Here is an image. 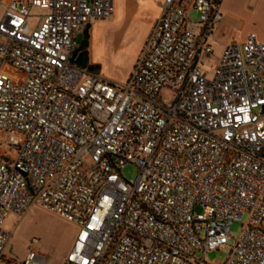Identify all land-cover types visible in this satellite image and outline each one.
<instances>
[{
  "label": "built area",
  "instance_id": "built-area-1",
  "mask_svg": "<svg viewBox=\"0 0 264 264\" xmlns=\"http://www.w3.org/2000/svg\"><path fill=\"white\" fill-rule=\"evenodd\" d=\"M222 2L165 0L117 83L72 62L115 0H0V131L17 151L0 157V264H48L6 257V219L34 206L77 225L63 264H205L222 246L224 264H264V43L228 44L207 77Z\"/></svg>",
  "mask_w": 264,
  "mask_h": 264
},
{
  "label": "rangeland",
  "instance_id": "rangeland-1",
  "mask_svg": "<svg viewBox=\"0 0 264 264\" xmlns=\"http://www.w3.org/2000/svg\"><path fill=\"white\" fill-rule=\"evenodd\" d=\"M118 1L121 4L118 14L96 25V35L89 39L88 53L90 64L98 68L99 74L122 82L132 71L136 57L144 45L154 8L152 0ZM2 14L3 9H0V17ZM192 19L195 21L197 16L193 15ZM30 21L34 27L36 19L32 18ZM216 39L219 41L218 38ZM222 53L223 50L215 45L214 54L203 58L202 70L207 77L214 76ZM4 73L13 75L16 70L7 66ZM0 157L10 160L17 158V151L11 150L6 145V135L2 131H0ZM122 175L126 181L133 182L139 175V167L129 164L123 169ZM196 212L200 213L201 208L197 207ZM247 221L246 214L243 223ZM4 227L12 235L6 252L8 259L22 261L31 250H37L48 258V264L64 263L78 233L76 224L39 206L32 207L23 216L11 214ZM241 231L240 223L233 224L232 237L238 238ZM34 240L37 241L36 245L32 243ZM229 254V246H222L219 250L209 252L204 257V262L205 264H224ZM200 258L203 256L201 255Z\"/></svg>",
  "mask_w": 264,
  "mask_h": 264
},
{
  "label": "crops",
  "instance_id": "crops-1",
  "mask_svg": "<svg viewBox=\"0 0 264 264\" xmlns=\"http://www.w3.org/2000/svg\"><path fill=\"white\" fill-rule=\"evenodd\" d=\"M164 2L165 0H152L154 14L150 20L149 29L144 45L162 14ZM115 7L116 16L118 14L119 7H121V4L118 0H115ZM221 11L224 15V19L215 28V37L218 38L219 41H216L214 46L217 45L221 50H224V48L230 43L244 42L247 36L251 33H255L258 36L259 40L264 43V0H223V2L221 3ZM98 23L99 22L92 24L89 29V35L91 39L94 35H96L95 27ZM232 23L234 25H232ZM144 45L141 47L140 52L142 51ZM138 57L139 55L136 57L135 63ZM135 63L133 64V67ZM130 74L128 75V77L130 76ZM128 77L125 79V81L128 79ZM106 78L117 83L125 82L116 81L108 77Z\"/></svg>",
  "mask_w": 264,
  "mask_h": 264
},
{
  "label": "water",
  "instance_id": "water-1",
  "mask_svg": "<svg viewBox=\"0 0 264 264\" xmlns=\"http://www.w3.org/2000/svg\"><path fill=\"white\" fill-rule=\"evenodd\" d=\"M91 25H88L85 32L82 41L80 42L79 48L76 50L72 62L77 64L78 66L87 69L90 72L98 73L99 70L97 67L94 66H88L87 62H89V53H88V47H89V29ZM79 56L77 59L76 57ZM84 57V61H81V58Z\"/></svg>",
  "mask_w": 264,
  "mask_h": 264
},
{
  "label": "flooded vegetation",
  "instance_id": "flooded-vegetation-1",
  "mask_svg": "<svg viewBox=\"0 0 264 264\" xmlns=\"http://www.w3.org/2000/svg\"><path fill=\"white\" fill-rule=\"evenodd\" d=\"M76 58L78 59L79 56H77ZM81 61H82V62L84 61V57L81 58ZM87 64H88V66H92V65L90 64V62H87Z\"/></svg>",
  "mask_w": 264,
  "mask_h": 264
}]
</instances>
